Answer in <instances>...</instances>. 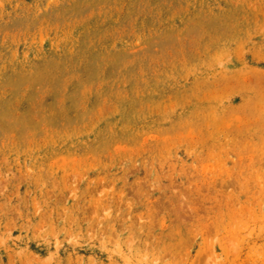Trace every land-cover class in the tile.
Wrapping results in <instances>:
<instances>
[{
	"label": "rangeland",
	"instance_id": "rangeland-1",
	"mask_svg": "<svg viewBox=\"0 0 264 264\" xmlns=\"http://www.w3.org/2000/svg\"><path fill=\"white\" fill-rule=\"evenodd\" d=\"M0 264H264V0H0Z\"/></svg>",
	"mask_w": 264,
	"mask_h": 264
}]
</instances>
